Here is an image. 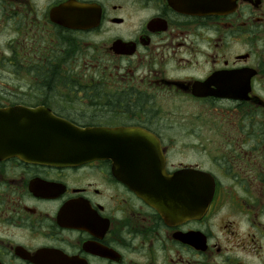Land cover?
<instances>
[{"label": "flooded vegetation", "instance_id": "af4514ba", "mask_svg": "<svg viewBox=\"0 0 264 264\" xmlns=\"http://www.w3.org/2000/svg\"><path fill=\"white\" fill-rule=\"evenodd\" d=\"M15 107L147 132L181 190L158 206L111 159L0 149V264H264V0H0ZM192 172L214 191L187 213Z\"/></svg>", "mask_w": 264, "mask_h": 264}, {"label": "water", "instance_id": "95a60500", "mask_svg": "<svg viewBox=\"0 0 264 264\" xmlns=\"http://www.w3.org/2000/svg\"><path fill=\"white\" fill-rule=\"evenodd\" d=\"M0 133L4 134L0 135V149L37 163L78 166L98 159H111L117 165L128 166L121 173L123 179L159 180L161 175L162 158L158 143L150 134L137 129H82L54 116L43 107H15L0 109ZM114 172L120 174L117 169ZM127 173L131 175L124 177ZM164 179L169 180L170 184L164 183L158 187L150 185L147 189L134 185L133 189L148 198L159 200L168 197L169 201V197L172 199L177 192L174 185L177 176ZM193 179L208 182L206 176L199 174ZM191 188L196 190L195 196H198L196 204L200 201L197 191L201 189L204 194L202 198L209 200L207 184Z\"/></svg>", "mask_w": 264, "mask_h": 264}]
</instances>
